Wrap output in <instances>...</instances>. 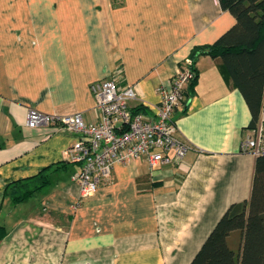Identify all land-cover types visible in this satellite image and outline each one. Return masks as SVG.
<instances>
[{"label":"crops","instance_id":"1","mask_svg":"<svg viewBox=\"0 0 264 264\" xmlns=\"http://www.w3.org/2000/svg\"><path fill=\"white\" fill-rule=\"evenodd\" d=\"M234 23L218 0H0V264L190 263L226 209L249 198L256 157L241 149L246 101L213 58H196L194 89L173 113L183 160L116 163L91 196L71 179L75 134L26 116L96 122L90 85L118 68L132 104L153 113L191 50ZM46 166L48 183L14 201L12 183Z\"/></svg>","mask_w":264,"mask_h":264},{"label":"built area","instance_id":"2","mask_svg":"<svg viewBox=\"0 0 264 264\" xmlns=\"http://www.w3.org/2000/svg\"><path fill=\"white\" fill-rule=\"evenodd\" d=\"M195 77L194 60L187 56L167 83L161 84L153 113L134 110L137 94L134 86L121 84L116 69L109 76L94 81L90 87L99 120L86 122L80 111L70 114L44 113L29 109V127L59 125L75 134L67 148L69 161L79 169L71 179L80 187L82 197L93 195L101 182H108L116 163H126L146 156L150 165L183 160L187 145L175 137L173 113L183 106L184 90ZM141 106V105H140ZM263 113L258 125L242 139V151L264 153Z\"/></svg>","mask_w":264,"mask_h":264},{"label":"trees","instance_id":"3","mask_svg":"<svg viewBox=\"0 0 264 264\" xmlns=\"http://www.w3.org/2000/svg\"><path fill=\"white\" fill-rule=\"evenodd\" d=\"M218 1L234 16L235 23L214 42L191 50L195 77L189 90L193 91L198 77L196 58L210 56L226 81L242 93L251 113L247 128L254 129L263 113L264 131V0ZM134 110L146 111L140 105ZM51 169L46 166L34 176L14 181L12 185L21 193L13 200L20 201L47 184ZM237 232L240 241L234 248L230 241ZM5 234L0 225V240ZM189 264H264V153L255 157L249 198L226 209Z\"/></svg>","mask_w":264,"mask_h":264},{"label":"rangeland","instance_id":"4","mask_svg":"<svg viewBox=\"0 0 264 264\" xmlns=\"http://www.w3.org/2000/svg\"><path fill=\"white\" fill-rule=\"evenodd\" d=\"M240 241V234L237 232L231 237L230 244L232 247L237 248Z\"/></svg>","mask_w":264,"mask_h":264}]
</instances>
